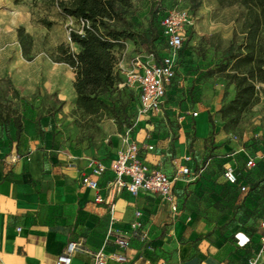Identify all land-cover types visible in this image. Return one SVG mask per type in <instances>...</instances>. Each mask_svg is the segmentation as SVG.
I'll return each instance as SVG.
<instances>
[{
    "label": "crops",
    "instance_id": "1",
    "mask_svg": "<svg viewBox=\"0 0 264 264\" xmlns=\"http://www.w3.org/2000/svg\"><path fill=\"white\" fill-rule=\"evenodd\" d=\"M174 81L159 111L137 117L130 133L139 158L167 175L182 165L190 171L202 164L210 131L205 108L172 107ZM164 117L175 118L181 128L173 152L152 132ZM13 125L0 132V264H53L69 242H79L89 253L100 251L106 264H247L253 258L264 264V151L244 150L232 140L215 143L196 177L183 175L172 182L176 211L171 212L152 193L115 190L107 183L113 178L110 171L97 179L102 202H94V191L80 184L91 159L107 163L114 157L122 144L119 133L108 153L55 156L33 118L23 119L18 134ZM250 158L253 165L246 166ZM226 166L233 169L236 185L225 182ZM135 211L140 227L132 230ZM117 237L126 239L125 248L114 242ZM89 253L72 251L69 264H93ZM114 254L124 260H115Z\"/></svg>",
    "mask_w": 264,
    "mask_h": 264
},
{
    "label": "rangeland",
    "instance_id": "2",
    "mask_svg": "<svg viewBox=\"0 0 264 264\" xmlns=\"http://www.w3.org/2000/svg\"><path fill=\"white\" fill-rule=\"evenodd\" d=\"M195 1L196 5L191 0H129L131 7L125 13L131 29L146 38L151 35L148 27L154 29L156 18L163 11L183 8L191 17V38L176 69L172 107L178 111L205 108L213 129L203 142L204 161L191 168L189 177L200 173L201 166L219 145L215 143L232 140L244 150L264 151V82L258 85L253 103L235 125L224 127L219 112L233 95V86L222 78L219 66L230 41L240 38L243 10L238 6L220 8L215 0ZM18 27L32 41L29 61L21 56L16 42ZM77 28L72 19L42 0H22L18 4L0 0V132L6 133L15 121L22 124L24 118H33L36 131L49 140L52 155L96 157L114 147L115 133L137 124V104L134 91L125 86L100 96L111 105L109 109L96 115L76 109L72 71L52 60L60 44L76 51L67 36L69 30ZM122 44L120 50L114 51L120 76L135 56L144 57L155 51L152 46H141L139 39ZM152 132L155 139L165 140L166 151L173 152V142L181 128L175 118L164 117ZM186 133L189 138L190 132Z\"/></svg>",
    "mask_w": 264,
    "mask_h": 264
},
{
    "label": "trees",
    "instance_id": "3",
    "mask_svg": "<svg viewBox=\"0 0 264 264\" xmlns=\"http://www.w3.org/2000/svg\"><path fill=\"white\" fill-rule=\"evenodd\" d=\"M21 1L13 0V3ZM42 1L55 6L63 16L78 25L77 29L69 30L67 36L76 51L72 52L67 45L60 44L55 49L52 61L71 69L75 107L87 115H96L111 107L102 101L101 95L125 88L118 86L122 77L116 70L114 56V51L123 47V41L139 39L141 46H152L155 51L151 50L149 54L154 53L155 60L164 51L158 21L167 10L158 15L154 29L148 27L147 31L151 35L146 38L145 34L134 32L131 23L125 18L126 11L131 7L129 0ZM191 1L196 5L195 0ZM215 3L220 8L238 6L243 10L240 38L238 41H230L225 48L223 64L219 66L222 78L233 86L231 99L219 109L223 126L226 127L237 123L242 112L253 103L258 85L264 82V0H215ZM15 37L21 56L29 61L32 47L29 35L22 27H18ZM190 38L191 32L188 30L179 60ZM134 98L137 104L135 92ZM207 119L209 132L212 133L213 125L209 115ZM13 124L18 134L20 123L15 121Z\"/></svg>",
    "mask_w": 264,
    "mask_h": 264
},
{
    "label": "built area",
    "instance_id": "4",
    "mask_svg": "<svg viewBox=\"0 0 264 264\" xmlns=\"http://www.w3.org/2000/svg\"><path fill=\"white\" fill-rule=\"evenodd\" d=\"M191 17L186 9H169L161 15L158 21L160 36L163 42L164 51L155 60L153 54L144 57L135 56L128 67L121 70L122 82L118 86H128L136 94L137 117L147 114H156L163 99L168 95V86L175 78L178 67L179 55L182 45L186 39V32L191 26ZM193 116L196 112L191 113ZM133 126H127L120 133L121 147L116 150L114 157L107 163L98 159H91L88 163L89 171L80 175V184L94 191V202H102L103 198L98 193V177L105 171H110L113 175L111 181L107 182L115 190H125L130 195L139 192H149L156 195L159 201L168 206L171 212L176 211V203L171 193L172 182L179 176L188 175L189 168L186 165L179 166L172 175H167L160 169L143 162L138 156V146L130 138ZM145 148L150 149V145ZM189 159L188 156L185 160ZM252 159L246 160V166H252ZM223 178L228 184H237V177L230 166L224 167ZM239 191L245 190V185H238ZM135 219L131 222L132 230L140 227V212L135 211ZM263 233L260 237L264 246V220L260 222ZM19 228H16L18 230ZM114 242L120 248L127 246L125 238L117 237ZM76 249L89 253L81 249L79 242H69L66 250L58 254L53 264H69L70 253ZM93 264H106L103 254L100 251L90 252ZM112 257L117 261L124 260L120 254ZM247 264H257L256 258L248 259Z\"/></svg>",
    "mask_w": 264,
    "mask_h": 264
}]
</instances>
